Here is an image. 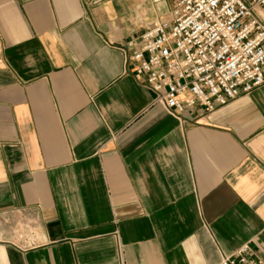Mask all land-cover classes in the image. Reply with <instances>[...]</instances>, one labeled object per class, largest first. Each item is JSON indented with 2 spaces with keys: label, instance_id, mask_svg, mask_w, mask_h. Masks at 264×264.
Here are the masks:
<instances>
[{
  "label": "crops",
  "instance_id": "crops-1",
  "mask_svg": "<svg viewBox=\"0 0 264 264\" xmlns=\"http://www.w3.org/2000/svg\"><path fill=\"white\" fill-rule=\"evenodd\" d=\"M173 0H0V264L264 260V85L169 113L126 43ZM40 214L42 243L13 230Z\"/></svg>",
  "mask_w": 264,
  "mask_h": 264
},
{
  "label": "built area",
  "instance_id": "built-area-1",
  "mask_svg": "<svg viewBox=\"0 0 264 264\" xmlns=\"http://www.w3.org/2000/svg\"><path fill=\"white\" fill-rule=\"evenodd\" d=\"M136 77L169 113L219 107L264 85V0H173L167 19L153 21L123 48ZM42 219L28 211L13 230L20 250L42 243ZM7 231L0 223V242ZM219 264H264L246 244Z\"/></svg>",
  "mask_w": 264,
  "mask_h": 264
}]
</instances>
